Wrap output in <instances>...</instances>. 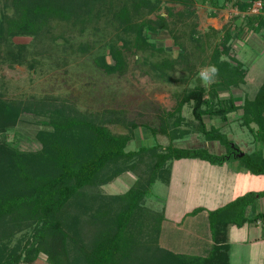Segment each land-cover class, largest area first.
Segmentation results:
<instances>
[{"label": "trees", "instance_id": "16d2710c", "mask_svg": "<svg viewBox=\"0 0 264 264\" xmlns=\"http://www.w3.org/2000/svg\"><path fill=\"white\" fill-rule=\"evenodd\" d=\"M182 1L188 5L190 0ZM254 1L234 0L233 4L248 12ZM229 2L232 0H222L220 6L226 7ZM261 2L258 14L244 17V25L253 30L264 27V0ZM212 3L216 5L218 0ZM160 4L161 0H11L12 13L0 18V44L14 36H37L52 19L84 26L93 18L107 15V22L115 29L107 52L113 62L108 63L103 55L97 64L107 73L123 72V51L151 45L147 32L168 27L165 16H148L158 11ZM142 12L146 16L141 17ZM229 38L225 32L210 56L218 80L207 89L197 85L184 92L167 112L174 118L171 126L160 122L157 128L150 127L153 135H167L169 144L164 147L156 142L127 149L137 124L125 120L122 109L83 111L65 98L5 99L0 93V133L25 115H33L44 125L35 133L40 143L36 150H20L0 140V264H32L40 256L48 264H229L230 226L242 227L258 220L264 225V188L237 195L214 209L195 207L182 216L180 222L205 212L206 238L213 243H206L203 254L174 251L159 244L166 217L144 205L156 180L169 181L173 159L199 158L223 164L238 158L247 171L264 176L261 150L238 155L242 150L221 131V126L208 125L204 120V116H219L226 122L229 113L240 110V123L264 147V79L239 103L231 92L227 97L217 96L218 86L238 87L246 80L247 71L240 62L222 57L230 50ZM18 47L8 55L22 63L26 46ZM183 56L178 53L179 60ZM174 63L163 59L150 62V66L169 78L167 70ZM189 102L194 123L187 122L189 128H180L185 122L182 107ZM108 123L125 124L128 130L115 133ZM191 132L219 141L226 151L213 153L205 147L173 144ZM125 172L136 174L125 192L101 191L103 185ZM257 199L262 209L248 214L247 207Z\"/></svg>", "mask_w": 264, "mask_h": 264}, {"label": "rangeland", "instance_id": "374dc122", "mask_svg": "<svg viewBox=\"0 0 264 264\" xmlns=\"http://www.w3.org/2000/svg\"><path fill=\"white\" fill-rule=\"evenodd\" d=\"M231 7L227 12L232 17L235 13ZM211 9L209 0H190L188 5L182 0H161L160 9L148 16H165L168 27L147 32L151 45L124 50V71L112 73L105 72L97 64L103 55L108 63L113 62L107 52L110 41L115 38V29L107 22V15L93 18L84 26L52 19L48 28H43L37 36H14L0 44V93L5 99L65 98L83 111L122 109L125 120L137 124L127 149L156 142L164 147L169 144L167 135L159 132L153 135L150 127L157 128L160 122L171 126L174 118L167 112L175 107L184 92L197 85L207 89L210 83L218 80L217 74L211 72L210 56L222 37L208 19ZM12 10L11 0H0V18L4 13L10 15ZM189 11L193 13L188 15ZM141 14V17L145 15L144 12ZM249 14L253 13L249 11ZM238 15L243 18L242 12ZM230 20L221 28L222 33L233 25L234 31H243L238 19ZM254 34L258 36L256 45L262 49L246 45L243 50L236 51L247 71L245 83L232 88L218 86V98L227 97L231 92L240 101L245 93L255 91L264 79V41L260 39L261 34ZM19 44L26 46L22 63L11 60L8 55L9 51H18ZM229 51L222 55L224 59H230ZM179 52L184 55L181 60ZM163 59L175 61L173 68L167 70L169 78L160 76L150 66V62ZM191 109L192 102L183 105L181 113L185 122L180 128H189L187 122L194 123ZM236 116V112L229 113L226 122L219 116H204V120L208 125L221 126V131L238 144L242 152L261 150L264 155V147L254 141ZM107 126L115 133L128 130L125 124L108 123ZM42 127L44 125L36 122L33 115H25L16 125L0 133V140L20 150H36L40 143L35 133ZM173 144L205 147L213 153L226 151L219 141L206 140L197 132L175 139ZM236 169L240 173L237 174ZM135 178L134 172H125L100 189L104 193H123ZM168 180H156L144 201L145 207L163 212L166 217L159 244L174 251L200 254L206 253V243H213L210 237L206 238L205 212L180 222L182 216L195 207L214 209L237 195L264 188V176L247 171L238 158L227 159L223 164H211L199 158L173 159ZM261 209V201L257 199L246 212L253 215ZM246 225L264 228L260 220ZM251 227L247 230L244 225L230 226L227 239L229 264H264V241L255 243L245 239L255 235ZM32 264L48 263L40 256Z\"/></svg>", "mask_w": 264, "mask_h": 264}, {"label": "crops", "instance_id": "0c3cea01", "mask_svg": "<svg viewBox=\"0 0 264 264\" xmlns=\"http://www.w3.org/2000/svg\"><path fill=\"white\" fill-rule=\"evenodd\" d=\"M209 2L211 4L212 9H211V11L209 13L208 19L210 20V24L212 26H214V28L217 30L218 35H220L222 37V38L219 37L218 43L221 41V39L224 38L225 32H228L229 33V37H230L229 40H228V42H227V44H229V46H230V51H229V55L228 56L234 58L236 61L240 62L241 65L244 66L245 65L244 62L237 57L236 51L243 50L246 45H250L251 48L252 47H257L259 50L262 49V48H260L259 46L256 45V43H255L256 39L255 38L258 39V36L256 34H254V33L261 34L262 36H261L260 39H262V41H264V38H263V36H264L263 34L264 33L261 32V31H264V27H261L258 30H253L251 27H248L247 25H244L245 24L244 17H245V15L248 12L247 11L245 12V11L239 10L235 6V4H233L234 3V0H232V2H229L228 3V6H226V7H221L220 6L222 4V1L221 2L218 1V3L216 5H214L212 3V0H209ZM229 7H231V9H232L231 11H233L235 13L232 17L229 16L228 15V12H227ZM217 9L218 10H221V11L217 12ZM238 12H242L243 13V18H239ZM262 14L264 15V13H262ZM229 17H231V18H229ZM221 18L223 19V21H222ZM230 19H232V21H234L235 19L236 20L238 19L239 20V24L241 22V25L240 26L243 28V31H241L240 33L238 32L239 29H237L236 31H234L233 30L234 29V25H233V27H229L227 29L225 28L224 32L222 33L220 31L221 28L225 24H228L229 22H231ZM219 20H221L222 22H220ZM247 77L248 76L246 75V78ZM246 85H248V84L246 83ZM233 95L235 96V94H233ZM243 96H242V99H243ZM241 101L242 100H240V101L239 100H236V102H238V103L241 102ZM240 112H241L240 110L236 112V114H237L236 117H238V115H239ZM237 169H236V171H237L236 173L238 174L240 172ZM244 226H245V229H247V230H249V228L251 227V226H248L247 227V225H244ZM251 228H252V230H254L255 235L253 237H251V238L249 236H247V238H245V239H247L246 241H248L250 239L249 241H254L255 243L263 242L264 241V228H262V227L260 228V226H255V227L253 226Z\"/></svg>", "mask_w": 264, "mask_h": 264}, {"label": "built area", "instance_id": "2783aa9c", "mask_svg": "<svg viewBox=\"0 0 264 264\" xmlns=\"http://www.w3.org/2000/svg\"><path fill=\"white\" fill-rule=\"evenodd\" d=\"M261 6H262L261 0L254 1L253 4L251 5L250 9L248 10V13L250 11L253 14H258L260 9H261Z\"/></svg>", "mask_w": 264, "mask_h": 264}, {"label": "clouds", "instance_id": "9594fccd", "mask_svg": "<svg viewBox=\"0 0 264 264\" xmlns=\"http://www.w3.org/2000/svg\"><path fill=\"white\" fill-rule=\"evenodd\" d=\"M211 72H212V73H216V72H217V69H216L215 67H212V68H211ZM201 75L204 76L205 79L208 78L207 75H206L205 73H201Z\"/></svg>", "mask_w": 264, "mask_h": 264}, {"label": "water", "instance_id": "95a60500", "mask_svg": "<svg viewBox=\"0 0 264 264\" xmlns=\"http://www.w3.org/2000/svg\"><path fill=\"white\" fill-rule=\"evenodd\" d=\"M242 154H243V152H239V153H238V155H242Z\"/></svg>", "mask_w": 264, "mask_h": 264}]
</instances>
